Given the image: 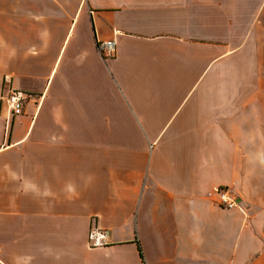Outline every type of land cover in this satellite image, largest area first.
<instances>
[{
	"label": "crops",
	"instance_id": "0c3cea01",
	"mask_svg": "<svg viewBox=\"0 0 264 264\" xmlns=\"http://www.w3.org/2000/svg\"><path fill=\"white\" fill-rule=\"evenodd\" d=\"M9 87L0 264H264V0H0Z\"/></svg>",
	"mask_w": 264,
	"mask_h": 264
},
{
	"label": "built area",
	"instance_id": "2783aa9c",
	"mask_svg": "<svg viewBox=\"0 0 264 264\" xmlns=\"http://www.w3.org/2000/svg\"><path fill=\"white\" fill-rule=\"evenodd\" d=\"M97 51L104 57H113L115 55V40H98L96 42ZM0 98L5 102L11 115L22 113L23 102L26 98L22 92L9 87L1 93ZM208 199L212 204L227 209L239 208L236 198L226 187H218L207 192ZM108 232L106 229L92 228L87 236L89 247H98L106 244Z\"/></svg>",
	"mask_w": 264,
	"mask_h": 264
}]
</instances>
